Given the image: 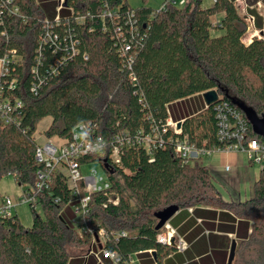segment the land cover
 <instances>
[{"label":"trees","instance_id":"16d2710c","mask_svg":"<svg viewBox=\"0 0 264 264\" xmlns=\"http://www.w3.org/2000/svg\"><path fill=\"white\" fill-rule=\"evenodd\" d=\"M234 1L187 0L154 9L127 0H59L57 12L47 16L40 3L49 9L54 1L0 0V59L6 60L0 99L21 101L9 121L0 114V179L12 174L19 185L34 184L41 166L34 159V133L46 116L47 138H68L74 125L87 120L104 137L160 129L168 117L182 120L179 132L165 126L162 146L150 153L126 147L120 166L111 165V173L103 168L118 203L103 207L105 196L91 194L87 224L105 229L104 247L120 255L118 264H173L172 256L185 258L157 240L154 213L169 205L194 206L195 215L199 205L223 208L221 220L236 228L239 240L231 264H264V160L251 195L234 201L221 196L207 164L173 150L177 139L202 150L223 146L215 135L214 107L203 104L176 117L170 105L177 100L214 88L264 118V31L244 41L246 24ZM249 12L262 30L261 15ZM216 14L221 17L213 23ZM51 34L57 38L50 40ZM248 128L250 138L264 142L249 121ZM50 177L29 225L17 214L0 217V264H95L93 257L69 258L66 243L90 238L79 237L72 214L64 213L70 193L63 174L54 169ZM169 223L175 228L177 219ZM132 253L137 260L125 263ZM218 262L207 264H227Z\"/></svg>","mask_w":264,"mask_h":264},{"label":"built area","instance_id":"2783aa9c","mask_svg":"<svg viewBox=\"0 0 264 264\" xmlns=\"http://www.w3.org/2000/svg\"><path fill=\"white\" fill-rule=\"evenodd\" d=\"M213 1L210 0V2ZM186 2L187 0H164L158 9L170 5L181 6ZM13 11L16 12L17 9L14 8ZM252 19L254 20L253 16ZM48 38L55 40L57 36L56 34H51L48 35ZM69 39L71 40V38ZM125 48L127 49L128 46L126 45ZM0 63L2 69L6 60L4 58L0 59ZM31 89L35 92L34 86ZM217 94L220 99L212 104L216 118L215 135L218 140L223 142V146L202 150L196 149L187 143L185 139H177L173 148L174 152L184 157L185 160H190L198 156L199 152L201 154V152H228L232 149H241L246 152L250 161L257 162L261 166L264 160V142L250 138L248 135V121L244 113L231 101L224 99L218 91ZM20 106L21 101L18 99L14 102L0 99L1 117L4 121H9L10 113ZM171 120L168 117L165 126H170L175 132H179L180 126L176 127L177 121L172 120V122ZM165 126L160 129L154 127L147 133H144L142 130L135 132L126 130L115 131L109 137H104L97 132V125L87 120L74 125L68 138L57 137V141H54L52 137L46 138L42 143L37 142L34 149V159L41 166L35 171V182L33 185L21 184L22 190L17 200L6 195L3 196L0 199V217L17 214L13 209L16 206H20L19 204L21 203L27 204L30 210L37 209L38 194L48 188L51 182L50 174L52 170L58 169L66 179L70 193V199L66 206L71 205V212L69 210L72 214L69 219L71 225L76 229L82 230V233H87L90 237L89 241H103L102 243L97 242L96 251L90 249V253L93 255L96 263L118 264L121 261L120 255L104 247V242L108 236L105 229L100 225L90 226L86 222L91 194L102 193L105 196V200L102 202L103 207L108 204H117L118 196L115 191L111 190V181L107 176L96 177V170H91V173L82 174L81 167L86 166L91 161H100L103 165L104 159L110 168L111 165L115 167L120 166L121 154L126 147H143L146 152L150 153L153 148L163 145L161 133L165 132ZM88 155H93V160H83V157ZM162 226L167 228V231L165 233L158 231L157 240L171 245L177 252L183 251L187 246L183 237L178 234L168 220ZM148 252L152 253L150 250ZM135 254L137 253L129 254L125 259V263L137 260L134 258Z\"/></svg>","mask_w":264,"mask_h":264},{"label":"rangeland","instance_id":"374dc122","mask_svg":"<svg viewBox=\"0 0 264 264\" xmlns=\"http://www.w3.org/2000/svg\"><path fill=\"white\" fill-rule=\"evenodd\" d=\"M51 1H54V3L49 9H46L45 4L40 3V6L43 8L47 16H49L48 13L52 12V14H55L57 12L56 7L58 5L59 0H51ZM163 1L164 0H127V2L132 7L145 4L154 9L155 8L158 9ZM255 1L256 0H251V2H255ZM207 3H210V0H206L205 5ZM234 3L236 5L237 11L243 17L246 24V30L242 37L243 40L249 41L251 37L255 35L260 36L259 31L255 27V22L249 13V9H251L252 7L250 6L251 3H249L248 0H235ZM254 7L255 10L262 17V29L264 30V0H257V2H255L254 4ZM214 17H212L211 20L213 23H217L219 18L215 17L214 19ZM0 71H1V67H0ZM203 104L204 102L200 93L185 98L183 100H177L172 105H170V107L172 108L174 113L183 114L185 112L192 113L197 109H199ZM50 120H51L50 116H46L37 123L34 136L38 143H42L47 138L44 136L43 130L49 124ZM52 139L54 141H57L58 138L53 137ZM202 153L203 152H201L200 154L199 152V155L196 156L195 159H198L202 163L207 164L208 169L215 182V185L224 199L238 201V200H244L251 195V188L253 182L258 177L259 174V169H260L259 163L250 161L246 152L242 151L241 149H232L228 152L213 151L212 153H203V154ZM91 170L97 171L95 174L96 177L107 176L100 161H91L88 164H86V166L81 167L82 174L91 173ZM21 190H22V186H20L16 182V179L12 174H7L0 179V197L6 195L17 200L20 196ZM19 205L20 206H16L13 210L15 213H17L22 223L29 225L32 219L31 210L27 204L21 203ZM199 206H204V205H199ZM193 207L194 206H188L187 208L189 211H191ZM204 207H212V206L205 205ZM218 209H223V208H218ZM69 210L71 212V205H67L64 208V213ZM77 230L79 237L84 238L85 234L82 233L83 231L80 229ZM159 231L165 233L167 231V228L162 226L161 228H159ZM231 237L233 238V236ZM235 241H239V240L236 238ZM97 242L102 243L103 241H84L81 244L71 241L69 243H66L65 247L69 258L86 259L87 257L89 259V257H93V255L90 253V249L93 251L97 250ZM186 245L187 248L188 247L187 241H186ZM229 247H230V242H228L227 253L229 252ZM172 253L173 251H170L168 253V256L171 255ZM234 255H235V250H234ZM137 256L138 254H135L134 258L137 259L138 258ZM95 264L98 263L95 262Z\"/></svg>","mask_w":264,"mask_h":264},{"label":"crops","instance_id":"0c3cea01","mask_svg":"<svg viewBox=\"0 0 264 264\" xmlns=\"http://www.w3.org/2000/svg\"><path fill=\"white\" fill-rule=\"evenodd\" d=\"M205 2L206 0H203L204 4ZM248 2L251 3V9H255L254 4L257 0L255 2L248 0ZM214 16L220 19L221 14H216ZM257 30L259 31V35L261 31L262 33L264 31L263 29ZM174 114L176 117L182 115L177 113ZM2 197H0V199ZM197 209L196 215L195 207H193L191 211H189L188 208L178 209L170 218L172 219L175 217L177 219L176 227L178 230L181 229L183 231V233L180 234L188 242V247L184 251L175 252L179 254V257H184L185 259L179 260L177 257L172 256L174 261L173 264L219 263L218 258L220 261L224 260L227 262L229 253H227L228 242L231 244V241L236 239V228H233L232 230L229 229V223L221 220L219 215L220 209L204 206H200ZM212 212H214V214ZM231 236H233V238ZM210 241H213L214 243L212 244ZM185 254H189L190 256L186 257ZM223 256L225 257L224 259H222Z\"/></svg>","mask_w":264,"mask_h":264},{"label":"water","instance_id":"95a60500","mask_svg":"<svg viewBox=\"0 0 264 264\" xmlns=\"http://www.w3.org/2000/svg\"><path fill=\"white\" fill-rule=\"evenodd\" d=\"M262 34V31L260 32V35ZM203 102L206 107L212 106L214 102L220 99V97L217 94V90L212 88L209 90H206L201 93ZM231 102L239 108L245 115L246 119L249 121V123L252 126L253 131L256 134H259L262 136L264 140V118L258 117L257 114L254 112L253 109L246 106L245 104L241 103L239 100L230 98ZM182 120H179L176 122V127H179L181 125ZM102 167L107 170L108 172H112V169L109 167V164L104 159ZM177 205H169L159 211H156L154 213V216L157 219V222L155 224V229H159L167 220L171 218L173 214L178 210ZM236 242L235 240L231 241L229 253L227 257V264H231L233 256H234V250H235ZM100 246V245H99ZM152 255H155V251H152Z\"/></svg>","mask_w":264,"mask_h":264}]
</instances>
